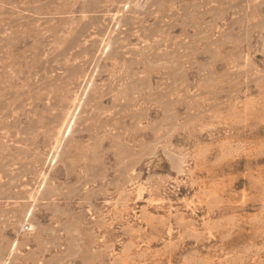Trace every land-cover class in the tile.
I'll return each mask as SVG.
<instances>
[{
    "label": "rangeland",
    "instance_id": "374dc122",
    "mask_svg": "<svg viewBox=\"0 0 264 264\" xmlns=\"http://www.w3.org/2000/svg\"><path fill=\"white\" fill-rule=\"evenodd\" d=\"M0 264H264V0H0Z\"/></svg>",
    "mask_w": 264,
    "mask_h": 264
}]
</instances>
